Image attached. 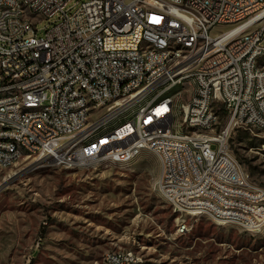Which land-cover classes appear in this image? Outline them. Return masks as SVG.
<instances>
[{"label": "built area", "instance_id": "obj_1", "mask_svg": "<svg viewBox=\"0 0 264 264\" xmlns=\"http://www.w3.org/2000/svg\"><path fill=\"white\" fill-rule=\"evenodd\" d=\"M71 1L32 0L33 17H26L21 0H0V162L17 157L5 135L20 136L39 166L104 164L64 151L63 142L75 146L78 139L105 147L116 160L136 161L154 142L149 131L140 137L133 130L126 113L144 96L161 95L163 104L148 107V115L171 117L157 144L167 147V156H154L156 188L168 191L173 212L185 207L193 217L213 213L222 226L232 219L249 232L264 229V189L243 166L222 170L225 159H235L225 137L238 129L264 131V0H90L74 13ZM43 20L51 23L38 38ZM176 41L189 42V58L170 52ZM173 65L180 72L171 73ZM82 88L92 89L93 99H84ZM33 103H43L47 114L15 119L22 105ZM123 122L132 129L123 130ZM187 127H194L190 148L173 150L165 135L181 138ZM205 137L214 144L204 145ZM104 263L142 259L109 251Z\"/></svg>", "mask_w": 264, "mask_h": 264}, {"label": "rangeland", "instance_id": "obj_2", "mask_svg": "<svg viewBox=\"0 0 264 264\" xmlns=\"http://www.w3.org/2000/svg\"><path fill=\"white\" fill-rule=\"evenodd\" d=\"M88 1L72 0L71 13ZM50 23L37 24L38 38ZM228 144L251 182L264 189V131L235 130ZM154 155L77 170H28L35 162L24 157L0 172V186L26 172L0 191V264H107L109 251H133L141 264H264V229L249 232L232 219L222 226L213 213H174L157 192Z\"/></svg>", "mask_w": 264, "mask_h": 264}, {"label": "bare ground", "instance_id": "obj_3", "mask_svg": "<svg viewBox=\"0 0 264 264\" xmlns=\"http://www.w3.org/2000/svg\"><path fill=\"white\" fill-rule=\"evenodd\" d=\"M21 12L26 17H33L32 0H21ZM170 52L180 54L181 58L190 57V49L188 41H176L170 45ZM261 59V58H260ZM264 67V66H262ZM180 72V65L171 66V73ZM0 73H3V66H0ZM183 85H192V78H183ZM17 95H24V88H17ZM82 96L84 99H93V92L90 88H82ZM163 104L161 95H146L142 99V104L138 105L133 113H126L128 119L133 120V130H136L140 137H147L149 131V139L154 144L148 145V151L160 155L167 156V147L160 146L161 131L164 125L171 124L170 116L148 115V107L160 106ZM82 111H91V104H82ZM47 107L43 103H33L22 105L20 111L15 112V119H26L34 115H46ZM132 129V122H123V130ZM189 134L181 132V138H177V134L165 135V142H172V149L175 151H184L190 148V141L194 139V127H187ZM195 139H202V131H195ZM230 137H225V144H228ZM5 142L11 145V151L17 154V157L11 160V164L0 162V172L8 170L15 166L24 157L32 159V149L26 143L22 142V138L18 135H5ZM214 144V137H205L204 145ZM64 151H72L75 155L88 156L90 160H97L104 164L113 165H129L134 159L116 160V155L110 154L105 147H91L88 139H78V145L74 146V142H63ZM27 159V158H26ZM239 164L235 159H225L222 163V170H230ZM157 192L168 199V191L164 188H156ZM175 211L188 212L185 207H176ZM189 213V212H188ZM190 215V213L188 214ZM108 264V263H107Z\"/></svg>", "mask_w": 264, "mask_h": 264}, {"label": "water", "instance_id": "obj_4", "mask_svg": "<svg viewBox=\"0 0 264 264\" xmlns=\"http://www.w3.org/2000/svg\"><path fill=\"white\" fill-rule=\"evenodd\" d=\"M39 166V164H35L32 167H30V169L28 170H32V169H36ZM26 172H22L20 174H15L14 177H10L8 180H6L1 186H0V191L5 189L6 187H8L9 185H11L16 179H18L20 176H22L23 174H25Z\"/></svg>", "mask_w": 264, "mask_h": 264}]
</instances>
